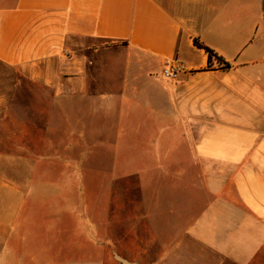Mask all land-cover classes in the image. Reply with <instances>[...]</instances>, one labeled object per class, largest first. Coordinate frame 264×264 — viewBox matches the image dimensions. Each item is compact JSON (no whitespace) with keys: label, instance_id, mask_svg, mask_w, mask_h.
<instances>
[{"label":"crops","instance_id":"obj_1","mask_svg":"<svg viewBox=\"0 0 264 264\" xmlns=\"http://www.w3.org/2000/svg\"><path fill=\"white\" fill-rule=\"evenodd\" d=\"M263 4L0 0V62L48 92L45 113L0 112L13 128L0 133V232L11 233L27 195H51L68 213L78 201L73 229L85 233L87 137H111L94 167L110 168L113 217L123 195L140 209L158 263L202 246L250 264L264 248V96L245 93L264 87ZM172 62L182 71L165 79ZM24 127L41 131L42 154L24 153ZM71 168L84 176L77 195Z\"/></svg>","mask_w":264,"mask_h":264},{"label":"rangeland","instance_id":"obj_2","mask_svg":"<svg viewBox=\"0 0 264 264\" xmlns=\"http://www.w3.org/2000/svg\"><path fill=\"white\" fill-rule=\"evenodd\" d=\"M15 81L19 83L22 81V86L15 88ZM16 92L19 98L17 103ZM252 92H256L254 95L264 96V87L248 88L245 95L250 97ZM0 97V112L10 113L14 112L16 107H21L25 116L31 112L45 113L48 108L46 89L32 86L14 68L5 66L1 62ZM10 123V120L0 122L1 134L13 135ZM110 138L87 137L88 147L93 148L87 153L88 166L85 169L87 209L83 220L87 224V231L78 233L76 239L77 232L73 229L72 215L83 213L74 205L78 201H71L72 210L68 213L62 204L51 199L46 200V197L51 195H27L22 208L16 212V225H13L11 233L0 232V264H119L114 252L131 261L138 260L140 264H160L158 263L160 248L153 246L149 241V234L141 220L140 209L135 210L132 205L128 206L126 195H123L121 206L114 211L115 216L112 215L110 185L104 183L106 177L110 179L109 174H106L110 168L94 167L96 159H109L108 151L96 150L101 147L97 143L109 141ZM41 139L39 129L24 127V145L29 149L24 153L28 156L42 154L37 150ZM5 146L8 145L6 143L2 145L4 148ZM2 147L0 145V148ZM2 154H13V151H2ZM70 171L71 195H77L78 188L82 187V184L78 183L79 169L71 168ZM38 173L34 175V182L41 180V175ZM64 179L63 175L54 178L56 183L60 182L59 184H62ZM83 179L84 176L81 175V182ZM133 186L136 187V182ZM95 195L101 198L96 200ZM96 222L99 228H102L101 231H95ZM6 235L7 238L4 239ZM6 240L8 244L7 248H4L3 244ZM168 259L170 262L165 264H234L228 261L221 262L214 253L202 246L173 251ZM250 264H264V248Z\"/></svg>","mask_w":264,"mask_h":264},{"label":"built area","instance_id":"obj_3","mask_svg":"<svg viewBox=\"0 0 264 264\" xmlns=\"http://www.w3.org/2000/svg\"><path fill=\"white\" fill-rule=\"evenodd\" d=\"M182 68L183 67L178 63H169L162 68L161 76L165 79H176L182 71Z\"/></svg>","mask_w":264,"mask_h":264},{"label":"water","instance_id":"obj_4","mask_svg":"<svg viewBox=\"0 0 264 264\" xmlns=\"http://www.w3.org/2000/svg\"><path fill=\"white\" fill-rule=\"evenodd\" d=\"M263 8H264V4H263ZM114 257L119 262V264H140L138 260L131 261V260L127 259L126 257L121 256L115 252H114Z\"/></svg>","mask_w":264,"mask_h":264},{"label":"trees","instance_id":"obj_5","mask_svg":"<svg viewBox=\"0 0 264 264\" xmlns=\"http://www.w3.org/2000/svg\"><path fill=\"white\" fill-rule=\"evenodd\" d=\"M198 46H201L200 44H198ZM206 50H207V52H208V55H209V59H211L213 56H214V53H213V51L212 50H210L209 48H207V47H204ZM219 61H221L220 59H219ZM222 63H223V67L224 68H228L229 67V64L228 63H225V62H223L222 61Z\"/></svg>","mask_w":264,"mask_h":264}]
</instances>
